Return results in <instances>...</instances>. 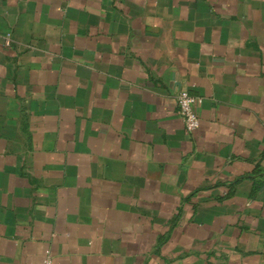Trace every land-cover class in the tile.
I'll use <instances>...</instances> for the list:
<instances>
[{
  "label": "crops",
  "instance_id": "crops-1",
  "mask_svg": "<svg viewBox=\"0 0 264 264\" xmlns=\"http://www.w3.org/2000/svg\"><path fill=\"white\" fill-rule=\"evenodd\" d=\"M48 253L264 264V0H0V264Z\"/></svg>",
  "mask_w": 264,
  "mask_h": 264
},
{
  "label": "built area",
  "instance_id": "built-area-1",
  "mask_svg": "<svg viewBox=\"0 0 264 264\" xmlns=\"http://www.w3.org/2000/svg\"><path fill=\"white\" fill-rule=\"evenodd\" d=\"M10 35L6 36V43L10 45ZM203 103V98L187 90L180 91L177 95L178 113L184 121L185 127L189 132H193L200 127L199 108ZM40 264H53L50 253Z\"/></svg>",
  "mask_w": 264,
  "mask_h": 264
}]
</instances>
